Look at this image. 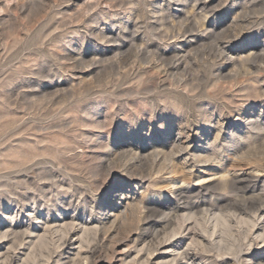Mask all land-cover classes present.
<instances>
[{
	"label": "rangeland",
	"instance_id": "374dc122",
	"mask_svg": "<svg viewBox=\"0 0 264 264\" xmlns=\"http://www.w3.org/2000/svg\"><path fill=\"white\" fill-rule=\"evenodd\" d=\"M0 264H264V0H0Z\"/></svg>",
	"mask_w": 264,
	"mask_h": 264
},
{
	"label": "bare ground",
	"instance_id": "6f19581e",
	"mask_svg": "<svg viewBox=\"0 0 264 264\" xmlns=\"http://www.w3.org/2000/svg\"><path fill=\"white\" fill-rule=\"evenodd\" d=\"M196 237V236H195ZM187 254V253H186Z\"/></svg>",
	"mask_w": 264,
	"mask_h": 264
}]
</instances>
